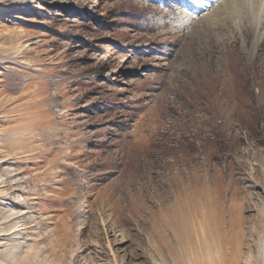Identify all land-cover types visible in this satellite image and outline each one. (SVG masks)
<instances>
[{"label": "rangeland", "instance_id": "374dc122", "mask_svg": "<svg viewBox=\"0 0 264 264\" xmlns=\"http://www.w3.org/2000/svg\"><path fill=\"white\" fill-rule=\"evenodd\" d=\"M211 2L0 0V264H264V16Z\"/></svg>", "mask_w": 264, "mask_h": 264}, {"label": "bare ground", "instance_id": "6f19581e", "mask_svg": "<svg viewBox=\"0 0 264 264\" xmlns=\"http://www.w3.org/2000/svg\"><path fill=\"white\" fill-rule=\"evenodd\" d=\"M220 0H213V3L211 2L210 6L212 7V9L217 8L219 9V13L221 14V17H224V14L226 12V9L224 8V6L228 7V13L229 15H231L233 22H235V24H237V28H241L240 24L243 23L244 21H246L247 19H250L255 22L258 25L259 22H261L262 17L264 16V0H225L220 3ZM214 4V5H213ZM218 6V7H216ZM216 9V10H217ZM215 10V9H214ZM215 10V12H216ZM218 13V12H216ZM226 18V17H225ZM231 19V20H232ZM226 20V19H225ZM229 20V19H228ZM248 21V20H247ZM231 24V23H230ZM229 25V24H228ZM246 25V23H245ZM226 26V25H223ZM252 27V26H251ZM256 27V26H255ZM247 26L245 29H242L243 34L249 38L250 35H248L250 33V28ZM240 29V30H241ZM245 37V38H246ZM230 45V44H229ZM232 45V44H231ZM258 47V46H257ZM227 50V49H226ZM264 50L263 44H262V49ZM260 54V53H259ZM71 156V155H70ZM77 156H71V159H75ZM70 159V158H69ZM183 216V215H182ZM176 220V219H175ZM174 222V221H173ZM176 226V225H175ZM179 226V225H178ZM188 229V228H187ZM191 231V230H190ZM189 232V231H187ZM236 236V235H235ZM206 243V242H205ZM223 249V248H222ZM210 257V256H209ZM36 258V257H35ZM31 259V258H30ZM25 262H28V264H39L38 259L36 262H32L30 263V261L25 260ZM24 263V261H23Z\"/></svg>", "mask_w": 264, "mask_h": 264}]
</instances>
